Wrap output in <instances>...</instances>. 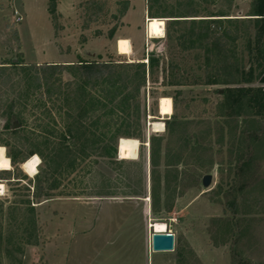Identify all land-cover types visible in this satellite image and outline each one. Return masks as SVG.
Returning <instances> with one entry per match:
<instances>
[{
    "label": "rangeland",
    "instance_id": "374dc122",
    "mask_svg": "<svg viewBox=\"0 0 264 264\" xmlns=\"http://www.w3.org/2000/svg\"><path fill=\"white\" fill-rule=\"evenodd\" d=\"M91 1L99 4V14L92 13ZM192 1L167 3L182 13ZM251 1L194 4L204 14L242 18ZM50 4L55 5L53 15ZM146 5L147 0H0V65L76 63L88 58L83 53L88 48H96L103 59L112 54L129 60L118 56L116 43L131 35L145 45V55L159 58L164 68L155 79L148 78L142 90L138 158L115 167L102 156V143L95 139L84 159L90 162L88 169L73 174L51 170L47 186H53L52 198L33 203L35 225L29 216L20 215V231L5 233L0 264H264V135L256 141L247 134L254 125L248 110L234 117L222 113L223 97L215 89L222 93L226 86L194 83L204 79L201 55L181 51L178 31L167 37L170 18L155 17L164 21L148 23ZM14 11L21 22H15ZM244 45L240 41L239 49ZM170 66L179 85L164 81ZM14 79L24 89L22 73ZM63 79L76 80L72 72H65ZM254 86L264 90V82ZM32 91L26 113L31 126L39 123L42 111L33 106L44 102L39 90ZM52 116L50 125L58 130L63 121L57 109ZM154 122L162 123V131L153 129ZM166 122H171L170 129ZM117 158L122 159L119 149ZM37 170H44L41 159ZM205 175H211L208 187L202 182ZM1 177L5 175H0V200L6 211L15 201L36 202L33 187L30 193L23 188L28 179L16 183ZM106 192L117 196H101ZM151 222L165 223L164 232L175 235L174 251H152L156 231Z\"/></svg>",
    "mask_w": 264,
    "mask_h": 264
},
{
    "label": "trees",
    "instance_id": "16d2710c",
    "mask_svg": "<svg viewBox=\"0 0 264 264\" xmlns=\"http://www.w3.org/2000/svg\"><path fill=\"white\" fill-rule=\"evenodd\" d=\"M89 3L94 7L92 13L99 14V4L96 1ZM193 4L194 0L182 13L170 9L167 0H147L146 7L152 23L164 20L155 17L170 18L167 37L172 38V33L178 31L181 51L201 55L204 79L194 83L226 86L222 93L221 89H215L223 97L225 109L222 113L234 117L248 110L254 125L247 134L253 140H260L264 135V90L254 84L264 82V0H252L248 14L242 18L204 14L199 5ZM49 10L53 15L55 5L50 4ZM181 25L186 27L176 30ZM240 41L245 43L241 50L238 47ZM149 60L148 75L145 62L119 60L112 54L107 59L100 56L82 58L76 63L0 65V145L6 148L12 166L9 170H0V175H5L1 179H15L16 183L28 179L29 183L23 188L30 193L32 186L36 200L15 201L8 211L5 202L0 200V243L5 233L20 231L22 222L17 223L20 215L29 216L35 225L33 203L40 204L52 198L53 186H47L51 170L73 174L89 168L90 162L84 159L94 141L102 143V156L109 164L120 167L125 162V159L117 158L119 140L122 137L141 139L142 90L148 78L155 79L164 69L156 56L149 55ZM174 71L175 68L170 66L169 78L164 80L167 79L168 85L180 84ZM65 72H72L75 82L64 81ZM20 73L25 77L24 89L14 79ZM33 88L40 91L44 102L40 100L33 106L32 109L40 107L42 111L37 118L39 123L31 126L26 113ZM52 95L56 98L53 106H49L47 103ZM53 109H57L63 121L58 130L49 122V119L53 120ZM15 123L19 124L17 128L13 127ZM166 123L170 129L171 122ZM37 128L39 134H36ZM35 154L44 164V170L35 178H29L21 167ZM82 162L86 165L82 166ZM101 196H117V193L106 192ZM6 217L12 220L11 223L5 222Z\"/></svg>",
    "mask_w": 264,
    "mask_h": 264
},
{
    "label": "bare ground",
    "instance_id": "6f19581e",
    "mask_svg": "<svg viewBox=\"0 0 264 264\" xmlns=\"http://www.w3.org/2000/svg\"><path fill=\"white\" fill-rule=\"evenodd\" d=\"M120 47L123 53H130L131 44L128 39L122 40ZM152 125L155 131H162V123L154 122ZM119 142L120 143H118V149L120 158L134 160L138 158L140 141L137 138L122 137L120 138ZM5 151V147L0 145V170L11 169V161L6 155ZM5 164L7 166H5ZM39 164L40 158L38 155L35 154L22 164V169L25 171L26 174L32 177L36 175ZM1 188L2 186L0 184V189ZM150 226L151 228H154L156 232H164L166 230V225L162 222H151Z\"/></svg>",
    "mask_w": 264,
    "mask_h": 264
},
{
    "label": "water",
    "instance_id": "95a60500",
    "mask_svg": "<svg viewBox=\"0 0 264 264\" xmlns=\"http://www.w3.org/2000/svg\"><path fill=\"white\" fill-rule=\"evenodd\" d=\"M238 18V17H237ZM83 53L85 56L91 59L97 58L96 48L84 49ZM19 124L15 123L14 128L18 127ZM203 185L208 187L211 182V175H205L203 177ZM151 225V224H150ZM151 248L153 252H171L175 249V235L168 232H154L151 236Z\"/></svg>",
    "mask_w": 264,
    "mask_h": 264
},
{
    "label": "crops",
    "instance_id": "0c3cea01",
    "mask_svg": "<svg viewBox=\"0 0 264 264\" xmlns=\"http://www.w3.org/2000/svg\"><path fill=\"white\" fill-rule=\"evenodd\" d=\"M151 18H148L147 19V22H151ZM164 21V20H163ZM124 39H128L130 41V44H131V50H130V53H123L120 46H121V41L124 40ZM145 45L143 46H140L136 43V40L130 35H124V36H121L117 39V43H116V49L118 51L119 54H122V55H127L128 56V59L130 62L132 61H137V62H144V60L146 58H148V54L147 56L145 55ZM145 56V58H144ZM72 62V60H67V61H64L62 63H70ZM46 202V201H45ZM43 202V203H45ZM43 203H40V204H43ZM150 224V223H149Z\"/></svg>",
    "mask_w": 264,
    "mask_h": 264
},
{
    "label": "built area",
    "instance_id": "2783aa9c",
    "mask_svg": "<svg viewBox=\"0 0 264 264\" xmlns=\"http://www.w3.org/2000/svg\"><path fill=\"white\" fill-rule=\"evenodd\" d=\"M14 15H15V22H21L22 21V16L18 13V12H16V11H14ZM165 30V29H164ZM148 61V58H146L145 60H144V62L146 63ZM1 186H2V188L0 189L1 190V194L2 193H4V185L3 184H1ZM168 233H172L171 231L170 232H168Z\"/></svg>",
    "mask_w": 264,
    "mask_h": 264
},
{
    "label": "snow or ice",
    "instance_id": "6c2138e0",
    "mask_svg": "<svg viewBox=\"0 0 264 264\" xmlns=\"http://www.w3.org/2000/svg\"><path fill=\"white\" fill-rule=\"evenodd\" d=\"M5 166H7V165L5 164Z\"/></svg>",
    "mask_w": 264,
    "mask_h": 264
}]
</instances>
